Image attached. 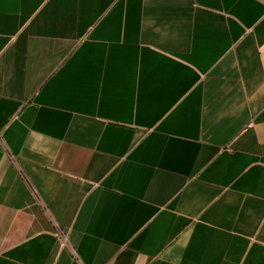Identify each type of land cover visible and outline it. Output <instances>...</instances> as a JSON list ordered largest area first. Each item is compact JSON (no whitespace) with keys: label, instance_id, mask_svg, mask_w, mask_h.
Wrapping results in <instances>:
<instances>
[{"label":"crops","instance_id":"0c3cea01","mask_svg":"<svg viewBox=\"0 0 264 264\" xmlns=\"http://www.w3.org/2000/svg\"><path fill=\"white\" fill-rule=\"evenodd\" d=\"M0 264H264V0H0Z\"/></svg>","mask_w":264,"mask_h":264}]
</instances>
